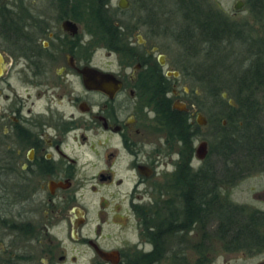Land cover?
<instances>
[{
  "label": "flooded vegetation",
  "instance_id": "af4514ba",
  "mask_svg": "<svg viewBox=\"0 0 264 264\" xmlns=\"http://www.w3.org/2000/svg\"><path fill=\"white\" fill-rule=\"evenodd\" d=\"M87 3L0 0V264H207L214 242L254 255L264 193L260 205L205 204L244 171L223 157L224 133L238 137L243 117L264 124V95L199 93L195 65L172 64L151 41L167 33L155 15L151 36L115 20L120 30L107 37ZM194 180L205 198L192 197Z\"/></svg>",
  "mask_w": 264,
  "mask_h": 264
},
{
  "label": "rangeland",
  "instance_id": "374dc122",
  "mask_svg": "<svg viewBox=\"0 0 264 264\" xmlns=\"http://www.w3.org/2000/svg\"><path fill=\"white\" fill-rule=\"evenodd\" d=\"M119 0H110L109 9L115 15L114 18L117 23L124 29L139 28L144 36H151L150 29H159V27H150L147 23L148 15H155L159 19L160 29H166L165 35H156L151 37V41L158 44L163 51L168 53V57L172 64H180L181 62H189L194 66V72L201 74L198 77H193L191 85L193 89L199 91L203 95L225 93L227 99H238V94L244 89L243 78L251 83V77L248 73L256 66H251L254 61L250 57L249 44L243 41L240 37V31H246L258 43L264 41V28L260 23H257L252 13L250 12L247 0H242L244 5L239 9H235V4L238 0H204L203 10L204 15L200 16L203 21L205 15L209 10L221 11L225 13L229 21L236 23L235 34L232 35L234 39L231 44L225 40L223 43H211L210 37L204 36L201 31L197 19L194 20L184 17L183 9L178 0H129L130 6L127 9H121L118 6ZM212 10V11H213ZM146 23V24H144ZM202 27V26H201ZM102 35V34H100ZM99 37V35H97ZM190 37L188 48L184 43V39L180 37ZM230 36V35H229ZM227 38V37H226ZM99 39V38H98ZM246 39V38H245ZM244 39V40H245ZM247 40V39H246ZM182 42V43H181ZM262 43V42H261ZM254 44V43H253ZM258 47V45H256ZM185 48L187 50H185ZM258 48H255L254 50ZM264 57V54L262 52ZM255 59V58H254ZM264 59V58H262ZM178 62V63H177ZM201 66V67H200ZM197 67V69H196ZM245 80V79H244ZM245 82V81H244ZM247 82L245 84H247ZM254 82L253 92L257 97L264 95V84L261 87ZM211 97H208V106L211 103ZM227 99L225 102L227 103ZM206 116L212 118L209 107L205 106ZM226 115V114H225ZM211 131V125L208 127ZM237 159L240 160L238 156ZM255 169V168H254ZM230 179L229 177L227 178ZM223 179L220 182L219 197L224 204L240 202L242 205H260L255 199L258 193H264V171H253L251 174L244 177H239L234 182ZM234 183V184H233ZM94 196L88 195L86 199H91ZM98 199L96 195V200ZM212 220V219H211ZM209 218V238L212 237V227H216L217 221H211ZM198 231V232H197ZM198 237H195V233ZM192 234L193 247L190 251L193 259L199 255L195 247L200 246L201 230H196ZM214 238V237H213ZM198 245V246H196ZM252 248V247H251ZM250 247H240L235 251L226 250L217 242L210 243V250L208 251L209 260L207 264H260L264 259V248L257 246L254 250V255L249 253ZM263 248V249H262ZM161 264H169L167 261Z\"/></svg>",
  "mask_w": 264,
  "mask_h": 264
},
{
  "label": "trees",
  "instance_id": "16d2710c",
  "mask_svg": "<svg viewBox=\"0 0 264 264\" xmlns=\"http://www.w3.org/2000/svg\"><path fill=\"white\" fill-rule=\"evenodd\" d=\"M178 1L181 5V9H183L184 17L186 19H191L190 17L192 15L194 20L197 19V23L200 25L203 34H208V37L210 38H215L217 36L214 35L216 33L211 32V27H213L212 24L214 21L220 20L215 17L217 14L216 12L209 10V12L206 13L203 21H201L200 16L205 14L202 7L204 5V0ZM87 2L88 6L91 8V13L95 15L98 34L109 37L113 32L120 30L119 26L115 24V15L109 9L110 0H87ZM247 4L256 22L260 23L264 28V0H247ZM220 21H222L223 24V27L221 28V36L223 37L220 39V41H231L234 39L232 35H234L236 31V23L229 21L227 16L223 17V19ZM240 32V37H242L244 42L247 41L246 44H249V48H251L250 57L254 60L251 66H256L253 70H249L250 73H248L251 77V83L247 82L246 78H243L242 82L244 84L242 87H244L247 92L251 91L253 93L252 89L254 82L258 83L256 84L257 86L264 84V60L262 59V52L264 54V41L260 40L262 43H254L253 37L251 35L247 33L246 36V31ZM256 45H258L259 50H254V46L255 48H258ZM246 82L247 84H245ZM233 110L234 109L232 107L226 109V118L228 119L230 126H237L238 119L235 118ZM241 119L244 121V125L240 127L238 137H233L232 132L225 130L222 147L223 157L226 161L232 158L236 159L238 156L240 157L241 168H245L244 171L240 173V177H244L251 174L254 171V168L256 169L264 167V124H253L244 117ZM227 171L228 170L226 169L225 172ZM227 173H231V170ZM193 184L195 186L193 188L194 193H192V197L201 199L203 196V198H205L204 196H206V193H195V189L197 188L195 180L193 181ZM212 189L213 188H211V186L208 188L209 191H212ZM207 197L208 200L205 205H207L209 211L212 212L213 208L220 205L219 193H207ZM199 205L202 206V203ZM214 211L216 210L214 209Z\"/></svg>",
  "mask_w": 264,
  "mask_h": 264
},
{
  "label": "water",
  "instance_id": "95a60500",
  "mask_svg": "<svg viewBox=\"0 0 264 264\" xmlns=\"http://www.w3.org/2000/svg\"><path fill=\"white\" fill-rule=\"evenodd\" d=\"M244 5V2L242 0H238L237 3L235 4V9H239ZM118 6L121 9H127L130 6V1L129 0H119L118 1ZM199 156L204 157L206 153V146L205 144H201L200 147L198 148Z\"/></svg>",
  "mask_w": 264,
  "mask_h": 264
}]
</instances>
